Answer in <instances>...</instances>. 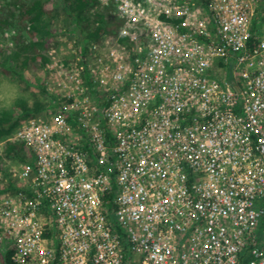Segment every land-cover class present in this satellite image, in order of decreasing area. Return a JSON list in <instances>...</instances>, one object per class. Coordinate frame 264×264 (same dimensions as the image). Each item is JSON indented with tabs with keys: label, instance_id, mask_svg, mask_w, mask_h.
<instances>
[{
	"label": "built area",
	"instance_id": "1",
	"mask_svg": "<svg viewBox=\"0 0 264 264\" xmlns=\"http://www.w3.org/2000/svg\"><path fill=\"white\" fill-rule=\"evenodd\" d=\"M95 1L118 36L0 142V264H264V0Z\"/></svg>",
	"mask_w": 264,
	"mask_h": 264
},
{
	"label": "rangeland",
	"instance_id": "2",
	"mask_svg": "<svg viewBox=\"0 0 264 264\" xmlns=\"http://www.w3.org/2000/svg\"><path fill=\"white\" fill-rule=\"evenodd\" d=\"M41 1L45 3L46 11L50 15L52 13L54 15L53 17L43 18L40 24L41 30H43L42 35L48 31L51 32V35L46 38L49 44L48 51L46 53L45 51L42 52L43 54L45 53L44 56L47 58L44 62L39 57L35 58L34 61L31 60L30 58L33 57V54L30 50H27V52L20 50L22 46L28 45L30 40L29 38H25L27 36L24 31L17 30L14 26V21L18 15L19 4L13 5V0H0V18L13 23V27L0 25V112H12L17 117L21 115L20 107H17V102L21 99L24 100L28 108H32L35 101L47 104L60 101L59 82L61 77L57 75V72L61 73L59 65L62 63L64 68L71 63L75 65L79 56V47L81 46L79 36L74 31L73 25L62 10V0ZM90 13L93 14V11ZM259 13H262V16L258 19L260 24L257 28L260 27L262 30L264 28V3L260 7ZM20 35H25V37L17 38ZM16 54H18V58L15 59ZM26 57L30 58H28L27 64L23 65L22 61ZM4 63L9 67H13L24 78L21 79L17 75L6 72L1 65ZM47 65H54L53 69L55 70H53V74L47 71ZM43 87L45 93L41 92V88ZM59 106L64 105L59 102L57 107ZM50 109H56V107H48L45 111ZM44 112H42L43 115L40 117L45 116L49 118L48 113ZM19 119L20 125L28 121L22 115ZM18 164L19 162L9 161L4 156L0 158V169H2V172L0 171V185L4 183L7 171L13 169V166Z\"/></svg>",
	"mask_w": 264,
	"mask_h": 264
},
{
	"label": "trees",
	"instance_id": "3",
	"mask_svg": "<svg viewBox=\"0 0 264 264\" xmlns=\"http://www.w3.org/2000/svg\"><path fill=\"white\" fill-rule=\"evenodd\" d=\"M12 4H19L18 15L14 21V26L17 30L24 31L27 36L20 35L17 38L20 39L25 37L30 40L28 45L22 46L20 50L22 52L30 50L33 57L28 58L33 61L37 57H39L42 62L46 61L47 58L44 54L48 51L47 48L49 47L46 38L51 35V32L48 31L46 34L42 35L43 30H41L40 24L43 18L53 17V13L50 15V13L46 11L45 3L41 0H13ZM62 10L73 25L74 31L79 36L82 53L87 52L86 47L90 43H100L104 35L116 38L119 28L122 25V22L115 16L112 6H99L95 0H62ZM92 11L93 14L90 13ZM0 25L13 27V23L1 18ZM43 51H45L44 54L42 53ZM17 55L18 54L15 55V59L18 58ZM28 58L26 57L22 61L23 65L27 64ZM1 65L6 72L17 75L21 79L24 78V76L17 73L13 67H9L5 63ZM82 75L84 85L88 88L89 92H91V77L85 72H83ZM41 92L45 93L44 87L41 88ZM57 105V102L47 104L35 101L33 107L28 108L24 100L21 99L17 102V107H20L21 115L27 119L34 118L38 114L44 112L46 108H55ZM20 116L17 117L12 112L7 111L0 112V142L4 141L20 126ZM3 156L9 161L19 163H27L32 158L27 147L21 142H6L4 147L0 150V158ZM13 185L14 184L10 182L6 188L14 190L15 187Z\"/></svg>",
	"mask_w": 264,
	"mask_h": 264
}]
</instances>
